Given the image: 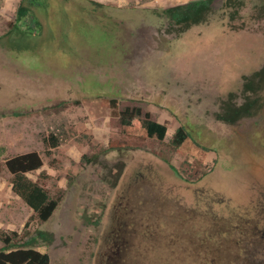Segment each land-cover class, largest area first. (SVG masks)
Instances as JSON below:
<instances>
[{"label":"rangeland","instance_id":"obj_1","mask_svg":"<svg viewBox=\"0 0 264 264\" xmlns=\"http://www.w3.org/2000/svg\"><path fill=\"white\" fill-rule=\"evenodd\" d=\"M190 1L45 0L17 23L22 0H0V250L5 234L49 264H264V78L245 87L264 67V0L171 27L163 10ZM127 107L165 140L123 126ZM28 153L59 201L47 222L12 191L6 162Z\"/></svg>","mask_w":264,"mask_h":264},{"label":"trees","instance_id":"obj_2","mask_svg":"<svg viewBox=\"0 0 264 264\" xmlns=\"http://www.w3.org/2000/svg\"><path fill=\"white\" fill-rule=\"evenodd\" d=\"M231 1L232 0H226V4H231ZM44 2L45 0H22L17 11V23H20L30 15L32 7L43 4ZM217 3L218 0H193L165 8L162 12V16L169 21L171 27L185 30L207 23L210 16L215 13ZM23 33L25 34L26 32ZM257 77L261 79L264 78V67L260 72L256 73L253 78H247L248 82L245 84L246 90L255 91L254 86L257 88L259 87L255 85ZM112 104H115V102L112 101ZM113 108L116 109L117 106ZM252 108L253 104L248 102L240 107H228L227 113L230 115V120L235 122L239 118L249 115ZM114 114L120 119L123 126L143 129L150 139L156 138L162 142L167 136V125L151 120L148 114L145 118H141L142 113L140 109H131L127 107L123 111H114ZM188 137L187 131L184 128H180L175 135V145H181ZM44 142L47 146L46 155L52 156L53 150L59 146L58 140L54 136H51L45 139ZM42 165V159L37 153L16 156L6 162V167L12 175L13 193L31 208L40 222H47L56 211L59 201L52 200L48 192L42 186L33 182L27 176L28 173L40 169ZM29 226L30 222H27L25 228ZM14 235L17 236L16 233H14ZM38 239L48 241L49 234L38 232V237L33 238L31 243ZM1 242L4 247L0 250V264H49L50 262L48 254L41 253L35 249H13L12 239L8 235L3 234L1 236Z\"/></svg>","mask_w":264,"mask_h":264}]
</instances>
